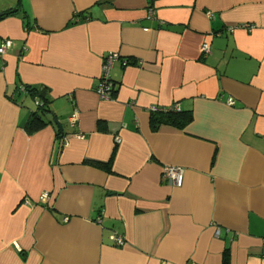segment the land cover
I'll return each instance as SVG.
<instances>
[{
	"label": "crops",
	"instance_id": "obj_1",
	"mask_svg": "<svg viewBox=\"0 0 264 264\" xmlns=\"http://www.w3.org/2000/svg\"><path fill=\"white\" fill-rule=\"evenodd\" d=\"M0 14V264H264V0H0ZM36 91L50 121L27 133ZM152 106L192 118L153 128Z\"/></svg>",
	"mask_w": 264,
	"mask_h": 264
},
{
	"label": "built area",
	"instance_id": "obj_2",
	"mask_svg": "<svg viewBox=\"0 0 264 264\" xmlns=\"http://www.w3.org/2000/svg\"><path fill=\"white\" fill-rule=\"evenodd\" d=\"M147 14H148V17H150V18L154 17V10L151 7H149L147 10ZM238 27H245L247 29H251L253 26L252 25H245V24L236 25V26L229 27L228 30L233 31L234 29H236ZM10 45H11L10 41L4 42L0 46V53H4L5 49L7 47H9ZM201 51L203 54L209 53V44L208 43L202 44ZM117 58H119V57H118V54L116 52L108 53V54L104 55L102 58L101 74H100L98 85L96 87V93L102 99H110L112 97L115 84L110 79L109 70H110V67L112 66V63ZM124 64H127V62L124 61ZM226 101L228 104H233V99L231 97H228ZM157 109L158 108H156L154 106L150 107V111H152V112L157 111ZM173 109L179 110L178 107H175ZM75 115L76 114H73L70 117L71 122L74 121ZM116 141L119 142V139H117ZM161 178H162V180H167L168 182H170L174 186H181L182 181H183V169L180 167H177V166H166L162 170ZM44 196L46 197L47 194H44ZM218 232L219 231L216 230V234H218ZM112 240L117 245H121L124 243V239L120 235H116V234L112 235Z\"/></svg>",
	"mask_w": 264,
	"mask_h": 264
},
{
	"label": "trees",
	"instance_id": "obj_3",
	"mask_svg": "<svg viewBox=\"0 0 264 264\" xmlns=\"http://www.w3.org/2000/svg\"><path fill=\"white\" fill-rule=\"evenodd\" d=\"M26 88L28 91L33 92L30 87ZM113 91H115V87ZM36 92L38 93V91ZM38 95L41 99L37 101V109L29 115L25 123V129L27 133H33L37 131L38 129L46 125L48 121H50L46 117V113L48 111L47 99L44 93H38ZM191 118L192 115L190 111H182L180 109L175 110L173 108L160 109L157 112L151 113V125L153 128H156L159 124H168L177 128H183L190 122ZM97 164L100 167H105L106 169L108 168V164ZM223 264H228V256L226 254L224 255Z\"/></svg>",
	"mask_w": 264,
	"mask_h": 264
},
{
	"label": "water",
	"instance_id": "obj_4",
	"mask_svg": "<svg viewBox=\"0 0 264 264\" xmlns=\"http://www.w3.org/2000/svg\"><path fill=\"white\" fill-rule=\"evenodd\" d=\"M10 11L11 12L16 11V8H12ZM54 123L56 124L58 130L62 133V126L60 125V123L56 119L54 120Z\"/></svg>",
	"mask_w": 264,
	"mask_h": 264
}]
</instances>
